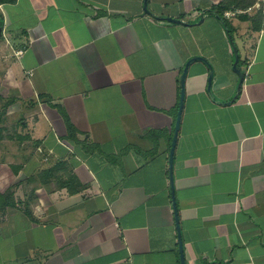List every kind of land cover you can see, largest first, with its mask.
Here are the masks:
<instances>
[{"label":"crops","instance_id":"crops-1","mask_svg":"<svg viewBox=\"0 0 264 264\" xmlns=\"http://www.w3.org/2000/svg\"><path fill=\"white\" fill-rule=\"evenodd\" d=\"M224 2L3 6L24 51L11 89L28 103L9 137L7 164L21 170L16 206L0 213V264H181L179 233L186 264H264V11L227 10L232 42L208 12ZM244 15L261 16V31ZM197 58L213 68L214 99L209 67L193 62L172 183L181 78ZM70 177L84 189L70 194Z\"/></svg>","mask_w":264,"mask_h":264},{"label":"rangeland","instance_id":"rangeland-1","mask_svg":"<svg viewBox=\"0 0 264 264\" xmlns=\"http://www.w3.org/2000/svg\"><path fill=\"white\" fill-rule=\"evenodd\" d=\"M2 9L3 6H0V12L3 14ZM14 39H16V36L13 29L7 32L2 31V35L0 36V131L2 132H0V135L8 142V144L5 143L6 145L0 144V163L4 164L13 160L18 141H14L13 143L9 137L18 138V132H24L21 125L24 114L21 107L28 103L27 100L18 99L15 90L11 89L12 77L10 70L12 67L16 70L18 69V63L14 60L17 58L16 53L18 51H13V46L11 45L15 41ZM236 43L237 45L240 44L238 40H236ZM10 100H14V106H11L3 114L4 107Z\"/></svg>","mask_w":264,"mask_h":264},{"label":"trees","instance_id":"trees-1","mask_svg":"<svg viewBox=\"0 0 264 264\" xmlns=\"http://www.w3.org/2000/svg\"><path fill=\"white\" fill-rule=\"evenodd\" d=\"M16 0H0V6H5L8 4H14ZM255 3L254 0H225L224 3H221L217 6H214L212 10L208 11L209 13H212L216 17L221 20L225 27L228 29L229 36L233 38V29L229 23V21L225 18V12L230 9L234 8H244L247 9L248 7L252 6ZM241 19L245 21H250L251 24L254 26L255 31L260 32L262 29V17H249V16H240ZM0 28L4 29V16L0 12ZM240 58V57H239ZM240 63H243V61L240 58ZM240 67V65H239ZM237 66V68L239 69ZM14 100H10L6 106L4 107L3 114L6 113V111L14 104ZM60 114L65 120L68 132L70 135L76 132L74 126L71 124L66 112L62 110L61 108H58ZM2 132V131H0ZM0 139H2L0 135ZM62 164H58V170L60 169V166ZM20 167L13 166L9 164L0 163V213L4 214L8 208L16 206V199H15V185L14 181L16 180L18 174L20 173ZM70 181H68L66 184V188L69 190V193L74 195L78 192L82 191L84 188H73L72 181L74 180L73 177L69 178ZM31 216V215H30Z\"/></svg>","mask_w":264,"mask_h":264},{"label":"water","instance_id":"water-1","mask_svg":"<svg viewBox=\"0 0 264 264\" xmlns=\"http://www.w3.org/2000/svg\"><path fill=\"white\" fill-rule=\"evenodd\" d=\"M144 6H145V9L147 10L148 0H145V5ZM217 19H219V18L217 17ZM167 20L169 22H172V23H181V21L176 20V19H172V18H168ZM1 35H2V29L0 28V36ZM230 39H231V37H230ZM231 41H232V39H231ZM234 51H235V58H236V61H235V64H234V70L240 75V78H241V82H240V85H239V90H240L241 87H242L244 74H242V71L237 68V66L239 64V56H238L237 50L235 48H234ZM196 61L203 62L209 67L210 77H209L208 93H209L210 97L212 99H214V96H213V93H212V90H211L213 74H214L213 68L203 58H197V59H193V60L189 61L187 63V65H186L185 69H184V73H183L182 78H181V100H180V105H179V109H178V114H177V119H176V124H175V130H174V137H173L171 151H170L169 163H170V179H171L172 183H173V180H174V178H173L174 155H175L176 145H177V141H178V135H179V132H180V127H181V122H182V115H183V110H184L185 84H186V79H187L188 67L190 66V64H192L193 62H196ZM174 207H175V203H174ZM179 238H180L179 249H180V255H181V264H186L185 263V255H184V246H183V242H182L180 233H179Z\"/></svg>","mask_w":264,"mask_h":264},{"label":"built area","instance_id":"built-area-1","mask_svg":"<svg viewBox=\"0 0 264 264\" xmlns=\"http://www.w3.org/2000/svg\"><path fill=\"white\" fill-rule=\"evenodd\" d=\"M256 10V11H264V0H255V4L252 7V10ZM227 18L231 17V13H226L225 15ZM24 51L23 50H19L16 54L17 57H21L23 55Z\"/></svg>","mask_w":264,"mask_h":264}]
</instances>
